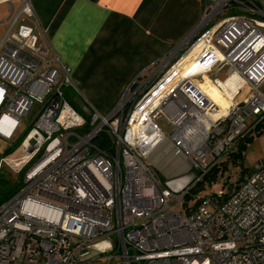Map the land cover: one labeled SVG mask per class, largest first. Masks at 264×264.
<instances>
[{
    "label": "built area",
    "instance_id": "1",
    "mask_svg": "<svg viewBox=\"0 0 264 264\" xmlns=\"http://www.w3.org/2000/svg\"><path fill=\"white\" fill-rule=\"evenodd\" d=\"M202 1L196 25L109 111L85 102L88 118L66 97L80 89L32 0L11 6L0 138L11 141L39 107L20 153L0 157L17 172L28 166L0 202V264H264V158L228 191L203 181L191 193L264 118V0ZM204 76L229 100L224 110Z\"/></svg>",
    "mask_w": 264,
    "mask_h": 264
},
{
    "label": "crops",
    "instance_id": "2",
    "mask_svg": "<svg viewBox=\"0 0 264 264\" xmlns=\"http://www.w3.org/2000/svg\"><path fill=\"white\" fill-rule=\"evenodd\" d=\"M14 1L0 0V38ZM32 5L47 46L71 68L80 97L107 112L140 70L196 25L203 1L32 0Z\"/></svg>",
    "mask_w": 264,
    "mask_h": 264
},
{
    "label": "rangeland",
    "instance_id": "3",
    "mask_svg": "<svg viewBox=\"0 0 264 264\" xmlns=\"http://www.w3.org/2000/svg\"><path fill=\"white\" fill-rule=\"evenodd\" d=\"M15 8L19 6L17 0L14 1ZM227 13L223 14L226 15ZM220 15L218 18H220ZM217 18V19H218ZM67 99L78 109V111L85 118H88L89 109L85 108V101L78 95H76L71 89H63ZM39 105L35 103L29 112L27 118L20 123L17 131L15 132L11 141H6L0 138V157H12L20 153V143L25 136L26 132L33 125V122L37 116V109ZM160 126L167 131L168 127L164 123V121L159 120ZM252 139L246 141L243 148V158L240 164H234L229 162L225 169H220L217 171L215 177L213 178V184L208 186L210 181L205 180V185H207L210 190H219L225 189L227 190V185H225V181H228L232 176L238 178V174L242 169L250 170L253 167V164L260 159L264 158V122L262 125H259L252 133ZM8 151V152H6ZM0 167L3 169V172L8 176V178L13 182V184L17 185L18 188L22 184L23 180V172L28 167L26 166L22 172H17L11 169L4 161H0ZM157 170V174L161 179H166L165 176L159 169Z\"/></svg>",
    "mask_w": 264,
    "mask_h": 264
},
{
    "label": "trees",
    "instance_id": "4",
    "mask_svg": "<svg viewBox=\"0 0 264 264\" xmlns=\"http://www.w3.org/2000/svg\"><path fill=\"white\" fill-rule=\"evenodd\" d=\"M264 122V118L259 122V124L256 126V128L259 125H262ZM28 132V131H27ZM26 132V133H27ZM252 139V135L248 134L244 138L241 139L237 151L230 153L226 155L217 165L213 166L210 171L204 175L202 182H199L197 185L193 187L191 190V193H195L201 189H203V181H213V178L215 177L216 173L220 169H225L227 167V164L229 162H232L234 164H240L241 160L243 158V148L246 143V141H249ZM8 152V151H6ZM247 169H242L240 173L238 174V181L243 178V176L248 172ZM225 185H227V191L230 190L231 184L228 181H225ZM18 189V186L13 184V182L6 176V174L3 172V169L0 167V202L4 201L5 199L9 198L16 190ZM191 195L186 196V200L189 199Z\"/></svg>",
    "mask_w": 264,
    "mask_h": 264
},
{
    "label": "bare ground",
    "instance_id": "5",
    "mask_svg": "<svg viewBox=\"0 0 264 264\" xmlns=\"http://www.w3.org/2000/svg\"><path fill=\"white\" fill-rule=\"evenodd\" d=\"M204 80V82H200V86L207 91L210 98L213 99L220 106L221 110H224L229 104V100L223 96L217 86L214 85L207 76H204ZM231 80L232 79H228L225 83L221 81V85H229L231 83Z\"/></svg>",
    "mask_w": 264,
    "mask_h": 264
}]
</instances>
